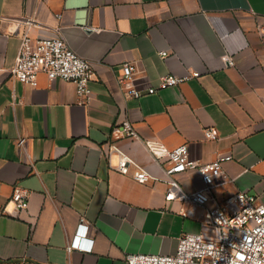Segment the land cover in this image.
<instances>
[{"label": "crops", "instance_id": "0c3cea01", "mask_svg": "<svg viewBox=\"0 0 264 264\" xmlns=\"http://www.w3.org/2000/svg\"><path fill=\"white\" fill-rule=\"evenodd\" d=\"M27 29L34 37L60 30L91 62L89 103L70 81L11 78ZM126 61L138 67L139 98L118 86ZM192 71L200 76L146 93L164 74ZM126 117L138 137L120 146L159 180L136 181L115 169V153L105 155ZM206 127L219 138H206ZM148 140L186 143L204 163L232 155L205 205L166 199L164 163ZM177 178L187 194L204 187L196 169ZM16 185L29 193L26 209L10 202ZM239 192L264 203V0H0V264H127L134 253L172 254L183 233L208 230L205 213L216 201ZM81 217L93 250L68 251Z\"/></svg>", "mask_w": 264, "mask_h": 264}, {"label": "built area", "instance_id": "2783aa9c", "mask_svg": "<svg viewBox=\"0 0 264 264\" xmlns=\"http://www.w3.org/2000/svg\"><path fill=\"white\" fill-rule=\"evenodd\" d=\"M60 18L61 14H57ZM167 56L165 50L159 51ZM228 66L234 65L231 55H226ZM45 73L50 80L57 78L73 82L80 103L87 104L92 98L90 81L93 66L85 57L78 54L67 43L60 30L51 35L32 36L28 29L21 34V42L11 78L14 81L38 85V75ZM138 67L135 62L126 61L117 75L120 90L126 98H139L145 92L135 83ZM199 71L185 75L167 73L159 78L156 86H150L146 93L153 94L159 88L181 84L193 77H199ZM205 137L216 140L219 132L215 127L204 129ZM138 133L128 117L116 124L112 130L110 146L105 155L110 159L117 155L115 169L121 174H131L139 182L150 179L159 180L141 164L134 160L119 144L122 139H135ZM27 138L19 137L18 144L26 146ZM147 145L153 156L164 163L168 185L166 199H179L183 204L205 205L211 199L212 187L220 176H226L222 161L231 158L230 153H219L211 162H201L189 156L186 143L167 147L158 141L148 140ZM199 171L204 187L192 194L183 191L177 175L188 170ZM29 193L16 185L10 202L18 210L28 206ZM206 232L183 233L179 237L175 253H134L127 257V264H264V203L256 195L239 192L216 201L214 207L205 213ZM88 223L81 217L78 228L67 244V250L79 249L92 251L94 239L87 236Z\"/></svg>", "mask_w": 264, "mask_h": 264}]
</instances>
